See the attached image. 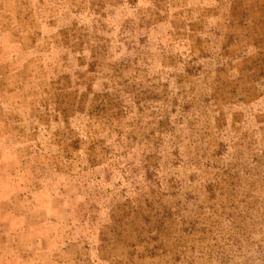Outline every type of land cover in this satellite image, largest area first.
Instances as JSON below:
<instances>
[{"label":"rangeland","instance_id":"rangeland-1","mask_svg":"<svg viewBox=\"0 0 264 264\" xmlns=\"http://www.w3.org/2000/svg\"><path fill=\"white\" fill-rule=\"evenodd\" d=\"M0 264H264V0H0Z\"/></svg>","mask_w":264,"mask_h":264}]
</instances>
